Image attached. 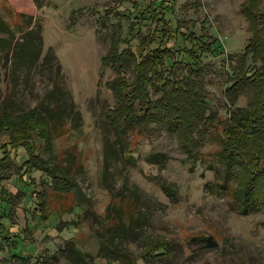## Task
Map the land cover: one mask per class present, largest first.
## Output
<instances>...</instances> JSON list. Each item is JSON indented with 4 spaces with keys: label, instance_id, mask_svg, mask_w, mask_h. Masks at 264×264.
I'll return each instance as SVG.
<instances>
[{
    "label": "rangeland",
    "instance_id": "1",
    "mask_svg": "<svg viewBox=\"0 0 264 264\" xmlns=\"http://www.w3.org/2000/svg\"><path fill=\"white\" fill-rule=\"evenodd\" d=\"M150 1L0 0V19L11 29L0 32V38L14 36L10 45L0 44V107L23 112L18 118L25 115L23 122L41 103L46 118L57 124L50 126L49 136L42 125L33 128L32 151L41 160L39 168L45 165L57 175H68L60 188L59 180L47 171L26 169L27 156L21 146H7L9 168L5 177L0 174V188L16 199L9 204L11 220L0 221V264H17L16 255L28 257V264H40L45 258L49 264L50 257L72 264L61 251L68 240L95 255L100 246L96 228L104 212L128 219L131 197L124 184H135L143 192L134 235L123 238L118 228L111 230V237L134 253L142 237L150 234L175 243L154 264H264V204L257 211L238 212L232 193L225 188L230 185L234 191L237 180L216 154L218 131H212L190 157L179 150L165 128L151 125L144 135L129 132L122 148L107 125L105 114L114 99L106 82L115 73L101 65V57L116 33L120 48L126 46L125 39L138 42L150 36L159 10L152 11ZM245 2L176 0L171 13L164 14L178 33L176 48L197 46L191 65L204 84L209 110L223 121L227 117L223 89L230 84L231 68L251 37ZM258 5V12L263 11L264 2ZM245 63L253 64L250 54ZM122 74L130 77V64ZM245 104L240 96L237 105ZM7 141L8 136L1 134L0 158ZM152 151L165 152L168 158L164 163L145 162V155ZM160 182L170 187L173 197ZM123 191L124 209H120L113 195ZM202 234L213 235L217 246L210 249L192 241ZM94 262L118 264L101 257H94ZM137 264L143 263L138 260Z\"/></svg>",
    "mask_w": 264,
    "mask_h": 264
},
{
    "label": "trees",
    "instance_id": "2",
    "mask_svg": "<svg viewBox=\"0 0 264 264\" xmlns=\"http://www.w3.org/2000/svg\"><path fill=\"white\" fill-rule=\"evenodd\" d=\"M175 1H150L149 7L152 11L156 12L155 9H159L157 25L150 36L139 38L138 42L132 37L125 39L123 42L126 46L122 48L119 46L118 33L111 38L110 48L101 57L100 62L103 67H108L115 73V76L106 82V87L114 99L113 106L108 108L105 114L107 125L122 148L126 147L129 141L127 138L129 132L132 135L135 132L144 135L151 125L165 128L174 137L179 150L190 157L204 139L212 134V131H218L220 147L216 154L225 164L234 181L237 180L234 191H231L230 185L231 188L229 186L225 188L228 193L229 190L232 193L231 200L234 201L233 204L238 212L257 211L264 204V10L258 12L261 6L258 4L264 0H246L243 6V12L251 22V37L242 54L236 58L233 64L236 67L231 68L230 84L223 89L227 102L225 121L209 110L204 84L191 65L190 59L199 52L197 46L175 47L178 33L172 20L164 16L166 11H171ZM256 18L259 21H256ZM10 31L8 25L0 19V32L10 33ZM184 33L181 32L182 35ZM13 38L14 36L0 38L1 46L10 45ZM209 46H206V49H209ZM249 54L253 64L247 66L245 62ZM27 61L30 60L27 58ZM128 64H130V77L122 74ZM153 94L157 96L152 97ZM240 96L245 97V106L237 105ZM40 104L32 108L31 114L27 115L23 122L21 120L25 115L18 119L23 112L15 113L4 109L3 106L0 107V130H2L0 135L8 136V141L2 146L4 151L3 158H0V174L5 177V171L7 167L9 168L6 162L9 161L7 146L14 148L21 146L27 156L26 169L45 173L47 171L52 179L56 182L57 179L59 180L58 185L61 188L65 181L64 177L68 175L64 177L57 175L54 169L45 165L39 168L41 160L37 159L32 151L30 138L33 128L42 125L46 128V135L49 136L50 126L57 124L46 118V112L41 109ZM16 119L19 122H14ZM167 158L165 152L152 151L145 155L144 160L155 164L164 163ZM159 186L173 197L174 193L164 182H160ZM122 188L124 191L126 189L127 196L131 197V202L126 206L128 219L122 221L116 216L109 217L110 214L106 210L104 219L98 220L96 228L100 238V246L96 254H88L79 249L73 241L68 240L61 251L62 256L70 263L95 264L94 257H101L106 258L108 263L137 264L140 260L143 264H154L159 257L169 254L174 249L175 243L171 238L148 234L142 237L138 252L134 253L121 240L115 241L111 237V230L117 231L118 228L123 238L134 235L138 218L136 211L143 194L142 190L135 184H124ZM124 191L120 196L113 195L114 201H119L117 208L120 209H124L121 203L122 197L126 194ZM42 198L44 212L45 195H42ZM15 199V195L0 188V221L2 218L11 220L9 204ZM2 203L6 204L3 209H1ZM7 209L8 211H5ZM1 227L0 222V229ZM16 231L14 230L15 237ZM8 237V235L3 236V238ZM191 239L193 242L203 243L210 249L217 246V240L211 234H202ZM47 259H42L39 263L46 264ZM49 259V264H65L52 257ZM28 260L29 258L23 255L14 256V262L17 264H28Z\"/></svg>",
    "mask_w": 264,
    "mask_h": 264
}]
</instances>
